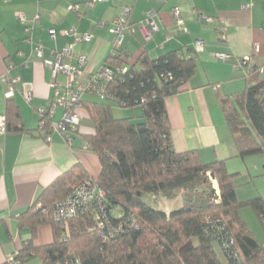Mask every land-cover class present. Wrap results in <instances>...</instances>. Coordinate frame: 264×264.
<instances>
[{
	"label": "trees",
	"instance_id": "trees-1",
	"mask_svg": "<svg viewBox=\"0 0 264 264\" xmlns=\"http://www.w3.org/2000/svg\"><path fill=\"white\" fill-rule=\"evenodd\" d=\"M123 54L120 48L103 65L127 62ZM195 54L178 49L150 58L142 48L108 83L112 99L89 94L101 101L93 106V131L86 137L100 171L91 176L75 163L41 189L18 217L19 228L32 235L14 253L18 264L30 258L39 264H264V243L240 215L242 206L250 207L264 232L261 195L239 199L234 180L240 172H230L225 160L203 162L197 150L173 146L165 101L194 74ZM218 103L236 157L264 156V77L232 95L218 94ZM111 107L140 112L115 117ZM5 115L7 133L27 131L10 98ZM39 127L51 131L47 112ZM89 182L105 194L86 200ZM161 196H181V205L158 208L153 203ZM44 224L52 240L35 245ZM114 226L121 229L112 235Z\"/></svg>",
	"mask_w": 264,
	"mask_h": 264
},
{
	"label": "crops",
	"instance_id": "crops-1",
	"mask_svg": "<svg viewBox=\"0 0 264 264\" xmlns=\"http://www.w3.org/2000/svg\"><path fill=\"white\" fill-rule=\"evenodd\" d=\"M88 1L0 0V113L6 111L3 93L13 83L9 98L18 107L27 130L0 136V264H5L31 238L29 230L19 228L18 217L34 203L43 187L75 163H81L91 176H97L100 171L97 155L86 147V137L93 131V106L101 102L99 99L82 95L74 106L78 124L71 130L51 129L46 134L39 127L40 109L49 111L53 104V82L66 80L62 73L53 76L44 64L45 59L53 58L52 50L73 42L74 36L61 34V30L73 27L77 33L89 36L77 43L66 59L75 64L79 54L87 56L84 78L107 60L112 61L111 22L115 16L122 15L125 6L127 23L132 29L125 33L121 49L128 63L137 58L142 48L150 58H156L172 50L187 52L193 49L196 39H202L205 45L195 54L194 74L182 91L165 101L171 138L177 151L197 150L203 162L225 160L228 169L236 158V146L218 103V94L232 95L264 77V0H104L92 6ZM246 4L249 6L245 7ZM70 5H76L78 11L71 10ZM173 7L179 9L186 30L173 18ZM150 10L156 13L157 29L148 26L150 35L146 38L138 24ZM19 13L29 18L39 14L40 19L26 32L24 24L17 19ZM202 15L215 20L204 21ZM100 20L106 21V26H100ZM51 29L55 37L50 35ZM37 44L42 45L41 56L35 52ZM216 52L231 53L234 59H219ZM245 57L246 63L235 68L236 61ZM127 62L122 61L118 66ZM64 111L58 107L53 113L47 112L51 124ZM111 112L115 117H132L140 109L111 107ZM66 135L71 137V142L66 140ZM248 158L234 171H246L251 176L254 170L255 177H264V168L252 166L255 159ZM157 202L160 203V197ZM157 205L167 212L171 210L168 204ZM51 240V227L39 226L34 244Z\"/></svg>",
	"mask_w": 264,
	"mask_h": 264
},
{
	"label": "built area",
	"instance_id": "built-area-1",
	"mask_svg": "<svg viewBox=\"0 0 264 264\" xmlns=\"http://www.w3.org/2000/svg\"><path fill=\"white\" fill-rule=\"evenodd\" d=\"M104 0H89L88 5L92 6L96 2H101ZM248 7L249 4L244 5ZM71 10L78 11L76 5L69 6ZM128 13V7L125 6L123 8L122 15L115 16L112 19L110 32L112 34V54L120 53V48L123 42V38L125 33L132 29L126 19V15ZM124 14V16H123ZM156 13L152 10L148 11L144 17V19L138 24V28L143 34L144 37H149V29L156 30L157 24L155 21ZM172 15L173 18L176 20L179 27L186 30L184 27V21L180 16V11L177 7L172 8ZM204 21L212 22L215 20L214 17L211 16H200ZM19 22L24 24L25 31L28 32L31 29L32 24L39 21L40 16L39 14L34 15L33 17L29 18L24 13H19L17 16ZM100 26H106V21L100 20L98 23ZM224 25L221 24V32L223 34ZM61 34L69 33L74 36L73 42L60 50H52V59H45L44 64L48 66L52 72L53 76H56L58 73H62L66 76V80L64 82H53L54 87V97H53V104L49 111L41 108L40 113L43 114L45 112L53 113L56 108L62 107L65 109L64 113L62 114L61 118L55 122H53L52 129L57 130L58 132H64L67 129L74 127L78 124V117L74 111V106L80 101L82 95L84 94H91L95 95L97 98L105 100V99H112V95L110 94V90L108 87V83L112 80L113 75L117 73H124L127 71L128 64L126 65H119V66H111V65H102L99 69H97L94 73L89 74L86 78L83 77V73L87 63V56L85 54H79L77 57V61L75 64H71L70 62L66 61L68 57H70L74 46L77 43L82 42L83 40L87 39L89 36L85 33L79 34L75 31V28L64 29L60 31ZM50 35L55 37L56 33L54 29L50 30ZM168 36V34L166 35ZM204 41L202 39H196L194 41L193 49L195 52H200L204 48ZM35 52L41 56L43 52L42 45L37 44L35 46ZM215 56L222 60H232L234 56L231 53L227 52H216ZM247 57L237 60L234 64L235 68H239L242 64L246 63ZM252 71V69L250 70ZM14 89V84L10 83L6 91H4L3 95L5 100L12 96ZM27 99H30V95H27ZM2 98L0 97V102ZM7 133V124H6V115L5 112L0 113V136ZM66 140L71 142V137L66 135ZM88 190L85 191L83 195L84 198L88 201H91L92 198L97 194L99 196H103L105 192L102 189H98L95 187L91 182L88 183ZM112 233L118 232L121 228L114 226L110 227ZM5 264H18V262L14 259V255L9 256L6 259Z\"/></svg>",
	"mask_w": 264,
	"mask_h": 264
},
{
	"label": "rangeland",
	"instance_id": "rangeland-1",
	"mask_svg": "<svg viewBox=\"0 0 264 264\" xmlns=\"http://www.w3.org/2000/svg\"><path fill=\"white\" fill-rule=\"evenodd\" d=\"M139 110V108L137 107V111ZM62 116V115H61ZM249 157L248 159H252L255 162L252 161V166H258L259 170L261 169V167L264 168V156L263 154H255V155H250L247 156ZM244 158H240V157H236L234 158L232 161V165H230V169L232 170L230 172H234V170L236 168H239L240 165H243V160ZM257 159V160H256ZM237 163V164H236ZM239 163V164H238ZM247 166V165H246ZM246 166H241V168L246 167ZM253 172H251V176L248 175L246 173V171H244L245 173H241V171H239L240 173L236 176L234 182L236 184V191H237V195L239 199H245V198H250L253 197L255 195H261V197L263 198L264 196V183L263 176H256L255 175L257 173H254L255 171L252 170ZM171 198H166V197H160V203H165L170 205L172 209L177 208L180 206L181 204V196L176 197L173 200H169ZM264 200V198H263ZM160 203H153L156 207L157 206H162V205H157ZM240 213L243 216V218L245 219V221L247 222L249 228L252 230V232L255 234V236L258 238V240L261 243H264V232H263V228L261 226V223L258 219V217L256 216L255 212L248 206H242L240 208ZM6 263V262H5ZM40 260L38 258H30V260L28 261L27 264H39Z\"/></svg>",
	"mask_w": 264,
	"mask_h": 264
}]
</instances>
